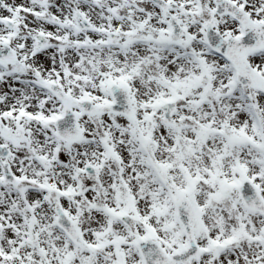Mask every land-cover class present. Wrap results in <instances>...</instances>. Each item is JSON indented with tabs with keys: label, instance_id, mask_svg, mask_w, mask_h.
<instances>
[{
	"label": "snow or ice",
	"instance_id": "1",
	"mask_svg": "<svg viewBox=\"0 0 264 264\" xmlns=\"http://www.w3.org/2000/svg\"><path fill=\"white\" fill-rule=\"evenodd\" d=\"M0 264H264V0H0Z\"/></svg>",
	"mask_w": 264,
	"mask_h": 264
}]
</instances>
